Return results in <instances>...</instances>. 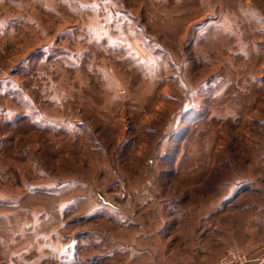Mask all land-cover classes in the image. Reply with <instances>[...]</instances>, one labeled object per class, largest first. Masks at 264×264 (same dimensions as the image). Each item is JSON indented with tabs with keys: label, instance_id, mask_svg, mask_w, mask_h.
Returning <instances> with one entry per match:
<instances>
[{
	"label": "rangeland",
	"instance_id": "1",
	"mask_svg": "<svg viewBox=\"0 0 264 264\" xmlns=\"http://www.w3.org/2000/svg\"><path fill=\"white\" fill-rule=\"evenodd\" d=\"M0 264H264V0H0Z\"/></svg>",
	"mask_w": 264,
	"mask_h": 264
},
{
	"label": "built area",
	"instance_id": "2",
	"mask_svg": "<svg viewBox=\"0 0 264 264\" xmlns=\"http://www.w3.org/2000/svg\"><path fill=\"white\" fill-rule=\"evenodd\" d=\"M230 255V254H229ZM237 256L239 257V260H238V262H243L244 260H245V257H244V255L242 254V253H238L237 254ZM230 257H232L231 255H230ZM230 257H227L226 256V258H230ZM243 260V261H242Z\"/></svg>",
	"mask_w": 264,
	"mask_h": 264
}]
</instances>
